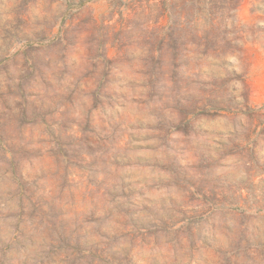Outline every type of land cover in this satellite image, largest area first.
Returning <instances> with one entry per match:
<instances>
[{
  "label": "clouds",
  "instance_id": "9594fccd",
  "mask_svg": "<svg viewBox=\"0 0 264 264\" xmlns=\"http://www.w3.org/2000/svg\"><path fill=\"white\" fill-rule=\"evenodd\" d=\"M0 264H264V0H0Z\"/></svg>",
  "mask_w": 264,
  "mask_h": 264
}]
</instances>
